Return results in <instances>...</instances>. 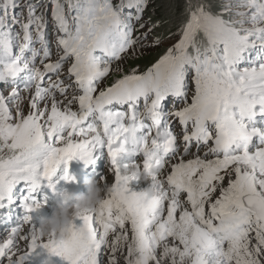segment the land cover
Listing matches in <instances>:
<instances>
[{
  "label": "snow or ice",
  "instance_id": "6c2138e0",
  "mask_svg": "<svg viewBox=\"0 0 264 264\" xmlns=\"http://www.w3.org/2000/svg\"><path fill=\"white\" fill-rule=\"evenodd\" d=\"M51 2L55 61L46 12L28 4L21 20L16 0L0 5V221L12 225L0 264H119L118 253L124 264H264V0L215 12L216 0H183L178 23L144 20L150 0ZM173 37L146 70L124 72L121 61ZM101 149L114 182L99 208L61 240L38 236L33 194L44 181L55 193L61 165L73 182L69 162L87 153L94 165ZM145 176L157 193L146 202L129 188Z\"/></svg>",
  "mask_w": 264,
  "mask_h": 264
},
{
  "label": "clouds",
  "instance_id": "9594fccd",
  "mask_svg": "<svg viewBox=\"0 0 264 264\" xmlns=\"http://www.w3.org/2000/svg\"><path fill=\"white\" fill-rule=\"evenodd\" d=\"M73 160L80 161L85 167L93 165L92 158L87 153L77 154ZM106 169L108 170L110 168ZM102 171L104 172V170ZM126 174L134 176L137 173L134 169L129 168L126 170ZM143 180L145 182H150V179L146 176L143 177ZM83 183L84 184L81 185L80 189H82V187L85 185L86 193L70 194L66 192V196L61 197L60 202L55 205V210L53 211V214L50 217L43 218L40 220L36 233L38 236L43 238H49L54 236L57 240H61L67 235L75 218L78 215L85 212H92L99 208L103 200L108 195L109 185L102 180L98 181L95 176L85 177ZM150 183L147 188L137 193L139 198L144 200L145 202L157 195V193L151 189ZM80 189L75 190L73 192L80 191ZM43 207L44 204L42 203L38 205V209H41ZM85 235L87 234L85 233ZM57 259L59 260V258H53L54 264H57Z\"/></svg>",
  "mask_w": 264,
  "mask_h": 264
},
{
  "label": "rangeland",
  "instance_id": "374dc122",
  "mask_svg": "<svg viewBox=\"0 0 264 264\" xmlns=\"http://www.w3.org/2000/svg\"><path fill=\"white\" fill-rule=\"evenodd\" d=\"M20 1H23V0H18V3H20ZM35 1V0H34ZM175 1V4H180L181 5V2H182V4H183V0H179V2H178V0H174ZM116 2H118V0H114V3H116ZM225 2V0H216V2L214 3V5H213V8H212V10L215 12V11H218L219 9H220V7L222 6V4ZM23 3H24V1H23ZM25 4V3H24ZM36 5V8L38 9V12H41L42 10H43V12H46V14L47 15H49L50 16V18H49V20L52 18V16H51V9H52V2H51V0H38V2H36L35 3ZM27 6H24L23 5V8H26ZM177 7V6H176ZM175 7V8H176ZM173 9V8H172ZM171 10V9H170ZM131 11H133V10H131ZM129 11L128 10H126L125 11V14H127ZM225 18H228L227 16L225 17ZM145 20V19H144ZM178 39V37H173L172 38V40H169V41H167L165 44H163L162 46H160V47H165V48H167V47H169L172 43H174L176 40ZM159 48V47H158ZM121 62H123V61H121ZM120 62V63H121ZM123 65V70H124V68H125V66H124V64H122ZM67 67H68V65L66 64L65 65V73H66V70H67ZM113 67H115V64L113 65ZM112 74H114L115 75V79L117 78V76L118 75H121L122 73H116V72H113ZM112 74H110L105 80H103L102 82H101V87H104V86H106L107 84V79L110 77V76H112ZM64 82H65V84L67 85V84H71V81L67 78V74H66V76H65V79H64ZM75 90H70L69 89V91H68V93H67V96L70 98L71 96H72V94H73V92H74ZM22 95H24V97H25V103L24 104H22L21 105V107L23 108V110H24V112H25V114H27V112H28V105H27V97H28V95L26 94V93H22ZM57 99L59 100V99H61V97L60 98H58V95H57ZM74 104H76V106H78V103L77 102H73ZM61 107H63V105L61 106ZM74 108H72V110H73ZM176 130L179 132V127L177 126V128H176ZM4 155H7V152L5 151V153H4ZM109 170V169H108ZM98 173V172H97ZM98 177H96V179L98 180V181H100V180H102L101 178L102 177H105V179L104 180H102V181H106L107 179H108V185H111L112 184V182H114V178H112V173L110 172V170H109V172H107V169L103 172L102 170H100V173H98V174H96ZM147 183L148 182H145L144 180H142L141 181V185H142V187L141 188H139V186H137V187H135V183L132 181L131 182V184H129V188H130V190H134L136 193H138V192H140V191H142L143 189H145V188H147L149 185H147ZM80 193L81 194H84V193H86V187H85V185L82 187V189H80ZM55 210V207L54 208H52V207H48L47 208V211H48V217H50L52 214H53V211ZM76 223H77V225H79L80 224V221H76ZM33 225L36 227V228H38V226H39V223H33ZM28 225H24V230L25 231H27V229H28ZM128 228H129V236L131 235V233H130V225L129 226H127ZM7 233L8 232H5V233H0V239L1 238H3V237H6L7 236ZM109 239L111 240V237H109ZM20 248H21V250H25L26 249V245H25V243L24 242H20ZM118 255V260H119V264H124V257H123V255H121L120 253H118L117 254ZM4 264H6V261L4 262ZM104 264H107V254L105 255V257H104Z\"/></svg>",
  "mask_w": 264,
  "mask_h": 264
},
{
  "label": "trees",
  "instance_id": "16d2710c",
  "mask_svg": "<svg viewBox=\"0 0 264 264\" xmlns=\"http://www.w3.org/2000/svg\"><path fill=\"white\" fill-rule=\"evenodd\" d=\"M182 11V2L180 5L179 3L175 4L174 0H150L148 9L144 13V19L147 20L149 15L152 16L153 20L171 17L174 23H178L183 18L181 16ZM172 30H176L175 26H173ZM164 50L165 47H159L146 52L144 55L139 56L136 59H126L125 61L121 62V64H124L125 66L124 72H128L133 67H138L140 71L146 70V68L150 67L151 64L159 57V55L163 54ZM114 79L115 75L112 74V76L107 79L106 84L110 85Z\"/></svg>",
  "mask_w": 264,
  "mask_h": 264
},
{
  "label": "bare ground",
  "instance_id": "6f19581e",
  "mask_svg": "<svg viewBox=\"0 0 264 264\" xmlns=\"http://www.w3.org/2000/svg\"><path fill=\"white\" fill-rule=\"evenodd\" d=\"M24 1V6H27L28 4H32V5H34L36 2H38V0H23ZM61 1H63L64 2V0H61ZM62 2V3H63ZM38 10V9H37ZM128 11H130V9L128 10ZM41 12H43V10L41 11ZM40 12H38L37 11V14H39ZM46 18H47V20L50 18V16L49 15H47L46 14ZM27 95H29L28 93H26ZM28 98V97H27ZM88 168V167H87ZM93 170H96V166H94L93 167ZM100 171V170H99ZM99 171H97V172H99ZM97 172L95 173V174H92V176H95V178H96V174H97ZM107 172H109V170H107ZM89 173H92V170L89 172ZM112 178H113V176H112ZM143 179H141V180H138V181H133L134 183H135V187H137V186H139V188H141L142 187V185L140 184L141 183V181H142ZM107 184H108V179L105 181ZM113 183V182H112ZM149 183L150 182H148L147 183V185H149ZM130 184H131V182H130ZM110 186V185H109ZM75 191V190H74ZM130 191H132V192H135L134 190H130ZM70 193H74V192H70ZM1 211H3V210H0V212ZM78 222V221H77ZM3 238H5V237H3ZM3 238H1V239H3Z\"/></svg>",
  "mask_w": 264,
  "mask_h": 264
},
{
  "label": "water",
  "instance_id": "95a60500",
  "mask_svg": "<svg viewBox=\"0 0 264 264\" xmlns=\"http://www.w3.org/2000/svg\"><path fill=\"white\" fill-rule=\"evenodd\" d=\"M70 194H81L80 191H76L74 193H70Z\"/></svg>",
  "mask_w": 264,
  "mask_h": 264
}]
</instances>
